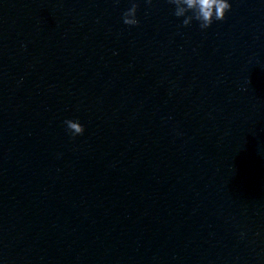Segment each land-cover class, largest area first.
I'll use <instances>...</instances> for the list:
<instances>
[{
    "label": "water",
    "instance_id": "95a60500",
    "mask_svg": "<svg viewBox=\"0 0 264 264\" xmlns=\"http://www.w3.org/2000/svg\"><path fill=\"white\" fill-rule=\"evenodd\" d=\"M136 2L0 0V264H264V0Z\"/></svg>",
    "mask_w": 264,
    "mask_h": 264
},
{
    "label": "clouds",
    "instance_id": "9594fccd",
    "mask_svg": "<svg viewBox=\"0 0 264 264\" xmlns=\"http://www.w3.org/2000/svg\"><path fill=\"white\" fill-rule=\"evenodd\" d=\"M145 2L149 6L153 4V0H145ZM168 3L174 6V15L183 18V27H189L195 21L202 31L209 29L216 21H224L232 10L231 0H168ZM130 5V8L123 13V23L136 27L139 24L137 19L139 4L136 0H130ZM64 124L73 138L85 134V128L79 120L68 119Z\"/></svg>",
    "mask_w": 264,
    "mask_h": 264
}]
</instances>
